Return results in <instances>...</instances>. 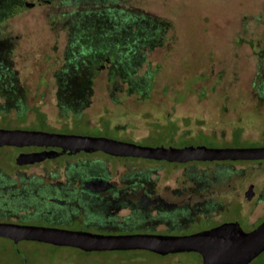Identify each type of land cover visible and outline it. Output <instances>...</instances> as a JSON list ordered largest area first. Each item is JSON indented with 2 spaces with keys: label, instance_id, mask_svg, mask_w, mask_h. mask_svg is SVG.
I'll list each match as a JSON object with an SVG mask.
<instances>
[{
  "label": "rangeland",
  "instance_id": "obj_1",
  "mask_svg": "<svg viewBox=\"0 0 264 264\" xmlns=\"http://www.w3.org/2000/svg\"><path fill=\"white\" fill-rule=\"evenodd\" d=\"M22 2L13 10L4 4L0 8V84L9 85L0 96V129L63 128L64 133L152 148L264 147V0ZM79 66L86 69L76 82L79 94L72 95L65 78ZM37 109L45 120L38 118L42 113ZM10 155L9 148H0V167L7 166ZM93 155L122 188L128 179L143 178L156 184L168 202H186L190 208L205 203L189 221L137 224L135 228L155 231L125 235L196 229L204 220L220 219L231 205L234 213L225 218L243 213L241 222L248 228L264 221V163L176 166ZM203 178L200 193L175 194ZM250 184L256 194L246 200ZM5 208L0 206V218L12 220ZM131 213L124 210L119 217ZM1 246L7 252L14 247L29 264H199L195 254L84 253L0 238ZM5 254L0 250V263L9 264ZM263 260L264 253L251 264Z\"/></svg>",
  "mask_w": 264,
  "mask_h": 264
},
{
  "label": "flooded vegetation",
  "instance_id": "obj_2",
  "mask_svg": "<svg viewBox=\"0 0 264 264\" xmlns=\"http://www.w3.org/2000/svg\"><path fill=\"white\" fill-rule=\"evenodd\" d=\"M4 77L5 75L2 78ZM12 120L15 122L25 121V118ZM29 126L15 125L9 130L40 131L39 129H30ZM62 129L43 130L41 132L77 135L64 133ZM6 148H9L11 155L7 166L0 167V206L6 207L4 209L5 215L12 216V220L0 218V222L73 231L90 232L91 229H96L119 233L114 235H125L136 230L155 231L152 228H135L134 226L137 224H167L172 221L173 223L189 221L191 215H197L205 207L204 202H200L196 208H190L186 202H168L158 193L156 184L143 178L128 179L125 182L126 186L122 188L119 182L111 180L104 162L92 160L94 153L68 154L59 147L41 145L7 146ZM122 159L143 160L144 158ZM144 161L176 166L198 164L219 167H232L231 165L237 163H264V161L169 163L148 159H144ZM205 182L206 180L203 178V181L195 184L193 190L185 189L174 192L175 194H183V191L200 193L203 191ZM250 187H253L254 194H256L255 186L250 184L249 189ZM199 195L202 197L201 194ZM188 199L192 200V196ZM232 206L224 209L220 219L214 222L204 220L199 228L179 233L168 230L165 232H169L168 235L184 236L208 231L228 223H239L245 232H250L258 226L248 228L244 222H241V220L243 221V213H239V218H225V215L234 213ZM128 209L132 211L129 216L119 217L122 211ZM152 213L157 215L152 216ZM183 254H186L185 256L195 254L198 263L203 264V258L200 254L194 252ZM177 255L180 254L169 256Z\"/></svg>",
  "mask_w": 264,
  "mask_h": 264
},
{
  "label": "water",
  "instance_id": "obj_3",
  "mask_svg": "<svg viewBox=\"0 0 264 264\" xmlns=\"http://www.w3.org/2000/svg\"><path fill=\"white\" fill-rule=\"evenodd\" d=\"M29 145L59 147L68 154L103 152L114 157L144 158L169 163L264 161V147L208 148L201 145L152 148L104 137L0 129V148ZM254 195L253 187H250L246 193V200L252 199ZM0 238L15 243L35 242L59 248H73L86 253L147 251L164 257L194 252L202 256L203 264H251L264 253V221L250 232H245L239 223H228L208 231L184 236L103 235L0 222Z\"/></svg>",
  "mask_w": 264,
  "mask_h": 264
},
{
  "label": "trees",
  "instance_id": "obj_4",
  "mask_svg": "<svg viewBox=\"0 0 264 264\" xmlns=\"http://www.w3.org/2000/svg\"><path fill=\"white\" fill-rule=\"evenodd\" d=\"M5 2H7V3H5ZM2 4H4L5 6H7V8H9L10 10H13V9H15L16 7H18V6H21V5H23V2H22V0H0V8L2 7L1 5ZM77 60H79V59H77ZM81 63V62H80ZM80 65V64H79ZM86 68H82L81 66H79V67H76V69L75 70H73V69H70L68 72H67V74H66V78H65V80H66V82H65V80L64 79H62V81H61V83L62 82H65V86H67V89H68V91L72 94V95H76V93H77V91H78V89H76V87H77V84H76V82L78 81L77 79H81L82 78V76L84 75V73H85V70ZM91 73V75H93V72L91 71L90 72ZM7 81L8 82H10L11 81V77H12V75H11V73H7ZM12 83V82H11ZM4 84V83H3ZM9 85L8 84H4L3 86L0 84V96H2V95H4L3 93H5L4 91H7L8 89H5V88H7ZM11 89H13L12 91H15V92H13V93H9L10 94V98H14V96L16 95V88L14 87V86H12V88ZM74 92H76V93H74ZM77 94H79V93H77ZM72 98H75V97H73L72 96ZM37 112H39V113H42L40 110H36ZM42 116H40V117H38L41 121H43V120H45V118H44V114L42 113L41 114ZM7 119L8 117H3V119ZM12 120V119H11ZM171 128H173V129H175L174 127H175V124H173V125H171L170 126ZM169 127V128H170ZM240 133L241 132H237L236 133V135H235V137H236V139L234 140V141H237L239 138L238 137H240ZM233 141V142H234ZM13 242V241H12ZM41 244V243H40ZM13 245V244H12ZM45 245V244H44ZM50 246V245H49ZM53 247V246H52ZM59 248V247H58ZM0 250H2L3 251V253H6L5 255H7V257H8V259H5V257H4V259L5 260H7V261H9V264H18V263H14L15 261H16V259L18 258V259H20V261H21V264H29V261H28V259L26 258V257H23L22 256V253L20 252V251H18V250H16L14 247L13 248H11V247H9V252H7L5 249H4V247H2L1 246V249ZM77 250V249H76ZM80 251V250H79ZM81 252H83V251H81ZM147 252V251H146ZM84 253H86V252H84ZM151 253V252H150ZM154 254V253H153ZM155 255H157V254H155ZM159 256V255H158ZM161 257H163V256H161ZM164 257H166V256H164ZM3 260V259H2ZM0 264H2V263H0ZM259 264H264V260L263 261H261Z\"/></svg>",
  "mask_w": 264,
  "mask_h": 264
}]
</instances>
